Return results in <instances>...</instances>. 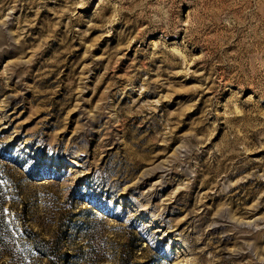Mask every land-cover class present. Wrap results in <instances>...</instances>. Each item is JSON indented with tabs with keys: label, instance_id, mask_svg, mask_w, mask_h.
<instances>
[{
	"label": "rangeland",
	"instance_id": "1",
	"mask_svg": "<svg viewBox=\"0 0 264 264\" xmlns=\"http://www.w3.org/2000/svg\"><path fill=\"white\" fill-rule=\"evenodd\" d=\"M0 264H264V0H0Z\"/></svg>",
	"mask_w": 264,
	"mask_h": 264
}]
</instances>
